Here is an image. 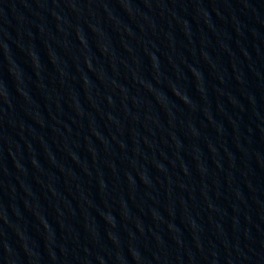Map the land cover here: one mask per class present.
<instances>
[{
    "label": "water",
    "instance_id": "obj_1",
    "mask_svg": "<svg viewBox=\"0 0 264 264\" xmlns=\"http://www.w3.org/2000/svg\"><path fill=\"white\" fill-rule=\"evenodd\" d=\"M0 264H264V0H8Z\"/></svg>",
    "mask_w": 264,
    "mask_h": 264
}]
</instances>
